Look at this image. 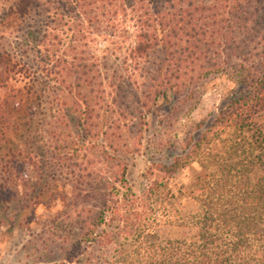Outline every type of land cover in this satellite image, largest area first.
I'll return each instance as SVG.
<instances>
[{
  "label": "trees",
  "instance_id": "obj_1",
  "mask_svg": "<svg viewBox=\"0 0 264 264\" xmlns=\"http://www.w3.org/2000/svg\"><path fill=\"white\" fill-rule=\"evenodd\" d=\"M128 22L135 32L127 43ZM54 23L65 27L63 37L53 32ZM93 31L102 40L96 54L88 42ZM30 47L49 52L47 76L30 64ZM228 74L238 90L227 106L184 156L147 170L141 194L129 183L127 165L118 164L112 186L82 208L63 264H264V177L248 181L241 194L224 192L216 176L213 190L199 182L201 194H190L202 206L188 216L175 208L170 187L171 177L193 162L201 174L220 172L209 152L224 129H257L253 117L264 111V0H0V143L11 123L19 127L14 112L31 125L51 103L49 111L68 113L58 122L70 117L82 139L101 141L104 152L119 155L123 120L146 126L161 102ZM52 75L63 86L54 96L46 80ZM54 135L61 138L58 130ZM253 146L260 153L254 168L264 171V143ZM10 155L11 161L0 159V204L11 201L9 190L19 180L15 164L23 154ZM20 179L28 186V176ZM170 215L195 234L160 239L154 227L159 217L172 221Z\"/></svg>",
  "mask_w": 264,
  "mask_h": 264
},
{
  "label": "rangeland",
  "instance_id": "obj_2",
  "mask_svg": "<svg viewBox=\"0 0 264 264\" xmlns=\"http://www.w3.org/2000/svg\"><path fill=\"white\" fill-rule=\"evenodd\" d=\"M126 27L130 33L125 34L128 43L133 41L134 24L128 22ZM52 28L53 32L56 30L55 34L63 37L65 27L54 23ZM91 33L88 39L90 52L96 54L99 46L96 41L102 40L94 31ZM120 40L124 41H117ZM61 49L68 50L67 47ZM27 52L30 64L41 75L47 76V49L38 51L30 47ZM55 78L52 75L46 79L51 96L63 87ZM237 90L236 80L229 74L215 76L172 98L169 103L161 102L148 116L146 126L138 121L132 124L123 120L120 141L123 152L119 155L104 152L101 141L82 139L70 117L65 123L58 122L68 114L65 108L61 113H53L48 110L50 103L39 111L31 125L25 114L14 112L12 119L19 127L16 130L11 123L6 142L0 143V159L11 161L12 152H21L23 155L17 158L18 165L15 164L16 169L21 170L16 178L21 180L28 176L29 183L24 186L22 181H13L9 190L11 201L0 204V264H63L69 249L66 241L79 234L82 208L94 206L95 192L112 186L120 174L118 164L127 165L129 183L137 194H141L148 186L144 177L147 170L153 164L168 165L175 158L184 156L190 144L200 138ZM253 119L259 132L236 127L221 131L209 152V163L219 164V173H214L216 167L210 173L201 174L199 164L193 162L171 177L170 187L177 196L174 205L183 215L196 214L201 209L202 203L197 199L201 194L199 182H206L213 190L216 179L222 178L226 185L224 192L231 190L241 194L248 189V181L255 183L264 177L262 169L256 165L254 168L260 153L253 146L255 142L264 143L260 135V131L264 134V111ZM140 129L141 136L138 135ZM55 130L61 133L59 140H56ZM25 162L31 165L21 169L20 165ZM190 192L197 194L196 197ZM175 216L170 215L172 221L159 217L154 232L160 239L181 240L195 234L196 230L181 226Z\"/></svg>",
  "mask_w": 264,
  "mask_h": 264
}]
</instances>
